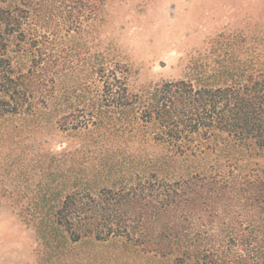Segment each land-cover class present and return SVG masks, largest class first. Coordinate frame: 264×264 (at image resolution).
<instances>
[{
	"label": "trees",
	"instance_id": "trees-1",
	"mask_svg": "<svg viewBox=\"0 0 264 264\" xmlns=\"http://www.w3.org/2000/svg\"><path fill=\"white\" fill-rule=\"evenodd\" d=\"M107 1L0 0V170L35 264H117L81 240L264 264V0H225L183 76L139 89Z\"/></svg>",
	"mask_w": 264,
	"mask_h": 264
},
{
	"label": "rangeland",
	"instance_id": "rangeland-1",
	"mask_svg": "<svg viewBox=\"0 0 264 264\" xmlns=\"http://www.w3.org/2000/svg\"><path fill=\"white\" fill-rule=\"evenodd\" d=\"M228 7L225 0H108L105 31L133 65L130 87L182 77L188 56L208 49L209 39L227 26ZM6 175L0 170V264H35L36 236L16 215L10 197L16 177ZM74 247L117 264H158L153 256L101 242L81 240Z\"/></svg>",
	"mask_w": 264,
	"mask_h": 264
}]
</instances>
